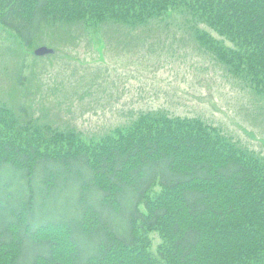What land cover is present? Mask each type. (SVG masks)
Returning a JSON list of instances; mask_svg holds the SVG:
<instances>
[{
  "label": "trees",
  "instance_id": "16d2710c",
  "mask_svg": "<svg viewBox=\"0 0 264 264\" xmlns=\"http://www.w3.org/2000/svg\"><path fill=\"white\" fill-rule=\"evenodd\" d=\"M172 13L264 101V0H0L29 48ZM31 111L0 103V264H264V157L221 127L153 109L86 138Z\"/></svg>",
  "mask_w": 264,
  "mask_h": 264
},
{
  "label": "rangeland",
  "instance_id": "374dc122",
  "mask_svg": "<svg viewBox=\"0 0 264 264\" xmlns=\"http://www.w3.org/2000/svg\"><path fill=\"white\" fill-rule=\"evenodd\" d=\"M183 21L172 13L131 33L97 27L74 32L70 42L67 34L44 36L30 48L0 26V103L24 105L41 122L74 127L86 138L162 109L221 127L264 157V101L201 50ZM41 46L55 52L35 57ZM151 236L154 250L161 239Z\"/></svg>",
  "mask_w": 264,
  "mask_h": 264
},
{
  "label": "water",
  "instance_id": "95a60500",
  "mask_svg": "<svg viewBox=\"0 0 264 264\" xmlns=\"http://www.w3.org/2000/svg\"><path fill=\"white\" fill-rule=\"evenodd\" d=\"M54 51L52 49H49L47 47H39L34 50V54L37 56H44L46 54H52Z\"/></svg>",
  "mask_w": 264,
  "mask_h": 264
}]
</instances>
